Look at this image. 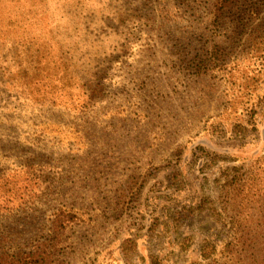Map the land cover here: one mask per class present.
Listing matches in <instances>:
<instances>
[{"label":"rangeland","instance_id":"obj_1","mask_svg":"<svg viewBox=\"0 0 264 264\" xmlns=\"http://www.w3.org/2000/svg\"><path fill=\"white\" fill-rule=\"evenodd\" d=\"M216 1L0 0V195L18 193L0 204V255L207 264L199 245L226 228L188 203L217 195L230 157L264 154V0ZM60 211L75 218L58 231Z\"/></svg>","mask_w":264,"mask_h":264},{"label":"trees","instance_id":"obj_2","mask_svg":"<svg viewBox=\"0 0 264 264\" xmlns=\"http://www.w3.org/2000/svg\"><path fill=\"white\" fill-rule=\"evenodd\" d=\"M228 0H217V4H222ZM1 39V35H0ZM20 54L16 56L17 62L15 67H11L9 75L14 76L20 73L23 77L24 72L18 63L21 59ZM57 57V56H56ZM58 61L49 62L48 72L53 73L51 78H56L59 85L58 90L69 93L71 88L70 78L63 84L65 73H60L61 66L56 65ZM79 69L82 65H77ZM18 67V68H17ZM79 72H86L85 69H79ZM88 72V71H87ZM57 74V75H56ZM74 73H68V77H73ZM36 80V79H34ZM37 82V81H36ZM23 87L34 88L33 83L24 80L17 81ZM85 83L83 84L84 87ZM48 95L47 84L43 96ZM247 123L253 125L254 130L257 128V118L250 117L249 121L236 123L234 130L237 134L244 135ZM240 141V140H239ZM226 155V153H225ZM228 156V155H226ZM226 158V157H225ZM184 160L185 167L182 163ZM206 157L202 162L205 163ZM214 161V160H213ZM232 165H228L222 172L223 182L220 185L219 192L216 196L213 192H204L197 194L195 199L191 198L186 209L187 212L194 215L195 213H205L217 224L223 223L226 228V236L223 240L208 241L204 236L203 241L197 250L198 257L207 264H217L219 259L224 258L219 264H264V154L257 152L251 157H230ZM179 164L173 175L179 184H185L189 179L188 172L185 170L187 165H191L189 152L179 157ZM13 187L7 186V196L0 195V204H6L14 201L13 195L18 193L12 192ZM75 216L66 211L55 213V219L52 221L56 230L64 229ZM50 257L47 251L40 247L30 250L28 253L6 252L0 255V264H49ZM152 264H161L159 259L155 258Z\"/></svg>","mask_w":264,"mask_h":264}]
</instances>
